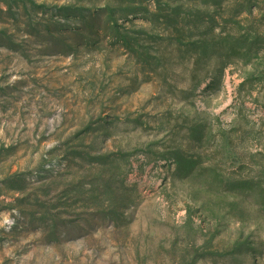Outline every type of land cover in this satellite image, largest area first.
Listing matches in <instances>:
<instances>
[{
	"label": "rangeland",
	"instance_id": "374dc122",
	"mask_svg": "<svg viewBox=\"0 0 264 264\" xmlns=\"http://www.w3.org/2000/svg\"><path fill=\"white\" fill-rule=\"evenodd\" d=\"M0 264H264V0H0Z\"/></svg>",
	"mask_w": 264,
	"mask_h": 264
}]
</instances>
